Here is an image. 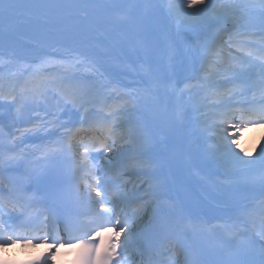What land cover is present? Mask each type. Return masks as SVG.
<instances>
[{
  "label": "snow or ice",
  "instance_id": "6c2138e0",
  "mask_svg": "<svg viewBox=\"0 0 264 264\" xmlns=\"http://www.w3.org/2000/svg\"><path fill=\"white\" fill-rule=\"evenodd\" d=\"M255 127L264 0H0V247L48 246L26 264H264Z\"/></svg>",
  "mask_w": 264,
  "mask_h": 264
},
{
  "label": "bare ground",
  "instance_id": "6f19581e",
  "mask_svg": "<svg viewBox=\"0 0 264 264\" xmlns=\"http://www.w3.org/2000/svg\"><path fill=\"white\" fill-rule=\"evenodd\" d=\"M260 143V142H259ZM251 151L250 152H252L253 154H255L257 151H258V147H255V148H253V149H250Z\"/></svg>",
  "mask_w": 264,
  "mask_h": 264
}]
</instances>
